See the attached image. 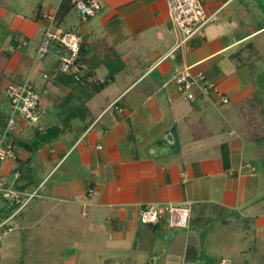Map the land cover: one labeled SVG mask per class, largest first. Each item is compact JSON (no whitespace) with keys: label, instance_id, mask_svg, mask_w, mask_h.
<instances>
[{"label":"crops","instance_id":"crops-1","mask_svg":"<svg viewBox=\"0 0 264 264\" xmlns=\"http://www.w3.org/2000/svg\"><path fill=\"white\" fill-rule=\"evenodd\" d=\"M61 1L2 0L13 34L0 43L9 46L0 49V83L18 77L6 80L3 92L7 96L10 85L21 84L18 72H23L37 91L46 94L48 103L44 105L41 98L39 122L19 121L12 140L30 143L38 132L63 125L65 114L57 93L66 97L73 86L45 78L58 73L61 48L54 47L48 60L34 62L19 51L21 41L29 44L35 41L32 38L37 39V49L46 28L42 13L56 11ZM97 1L101 10L88 22L81 23L80 13L73 8L63 20L68 26L58 27L84 37L87 59L93 55L104 59L101 52L113 47L122 71L96 95L105 93L103 105L88 106L87 121H72L73 131L38 152L16 147L15 156L1 164L3 187L21 197L35 191L39 195L19 219L21 226L34 216H50L56 209L54 203H88L108 211L109 225L131 223L125 238H132L148 204L192 203L193 208L204 210L217 206L219 213L227 215L223 238L231 253L239 254L237 262L248 264L246 256L252 254V261L260 264L264 257V105L252 76L262 69L252 73L248 65L253 66L264 52V5L259 0L246 4L243 0H202L214 19L203 35L191 39L183 51H175L178 37L166 0ZM182 66L204 73L215 83L211 98L188 103L179 95L173 78ZM108 73L109 68H99L93 81L100 75L103 81ZM222 95L228 96V104L221 103ZM9 112L8 107L4 113ZM247 144L255 146L247 148ZM224 145L230 154L228 170L222 159ZM230 171L235 175L230 176ZM6 202L0 201V210ZM63 214L69 216L65 209ZM168 219L165 212L158 225L147 227L156 233L168 226ZM182 230L186 229L176 233L179 243L173 241L177 249L172 257L156 260L157 264H178L184 248ZM188 230L194 252L202 247V230L194 224ZM196 258L197 251L191 263ZM143 259L144 264H154Z\"/></svg>","mask_w":264,"mask_h":264},{"label":"rangeland","instance_id":"rangeland-1","mask_svg":"<svg viewBox=\"0 0 264 264\" xmlns=\"http://www.w3.org/2000/svg\"><path fill=\"white\" fill-rule=\"evenodd\" d=\"M259 1L264 5V0ZM243 2L246 4L248 0H243ZM9 17L4 15L2 0H0V43L5 41L9 33L10 36L13 34L9 29L11 22ZM62 26L66 27L68 25L63 23ZM32 40L36 41L37 39L32 38ZM35 41H30L29 44L27 43L28 46H22L23 48L19 49L23 53L24 58L30 59L32 62L38 60ZM7 46L8 43L5 46L0 45V49L8 50ZM261 54V56L257 57V61L252 64L253 66H248L252 73L256 69H262L260 70L262 73L259 72L257 76L255 74L252 78L255 77L254 81L259 92L260 104L264 105V52H261ZM48 55L47 60L51 57H48ZM0 75L2 74L0 73ZM18 75L22 78V83L27 79L32 80L30 77L26 78L23 72H18ZM16 76L13 75L12 79L18 78ZM102 77L103 75H100L99 80ZM12 79L6 78L0 83V113L5 112L8 107L10 108L11 103L3 92V84L5 85L6 80L12 81ZM34 88L41 96L43 104L48 105L47 99L45 100L46 94L37 91L36 86ZM57 94L62 98L60 102L58 101V105H60L65 96L62 97L63 93L62 95L60 93ZM76 94L75 99L69 104V107L84 105L82 107L86 111L89 105H103L106 96L103 93L99 97L95 95V97L88 99L80 92ZM192 102L194 101L190 100L188 103ZM71 110L67 108L66 112H71ZM252 146L254 147L255 145H246L247 148ZM60 172L63 173V166ZM12 190L17 195V192L14 189ZM8 204L6 202L4 210H0L1 213L9 206ZM54 205L56 209L50 216L43 217L41 215L39 220L36 219L34 222L29 221L25 227L24 225L23 227L20 226L22 223H20L19 219H15L9 223L15 224L16 228L0 242V264H144L143 258H149V260H153L154 264H157L156 260L164 259L168 256L172 257L171 252L177 249L173 241L179 243V237L176 233L181 231V229L178 230V228L170 227L169 219L168 226L165 224L156 233L149 230L147 226L135 224L132 238H125V233L129 229L127 227L128 223H120L119 221V224L118 222H114L113 226L109 225V214L106 210L97 209L88 203L78 206H69L65 202L58 203V205L54 203ZM63 209L69 213L67 218L63 214ZM202 218L206 223L202 222L203 225L200 226L202 230V237L200 239L202 240L200 242L202 247L195 249L197 251L195 263H191L195 251L193 252L194 247L191 245L188 234L189 230H182L184 232V240L182 242L184 248L176 263L219 264L220 260L223 259L222 257H224L230 260L232 264L233 262L234 264H239L236 260L239 258V254L231 253L230 248L226 247L225 238H223L224 234L222 231L226 230V227H223L225 224L223 222L227 218V215L223 214L218 219L213 211H206L201 214V211L195 209L194 220H201ZM139 256H142L143 260ZM246 258L248 259V264H256L254 263L255 261H252V254L247 255ZM260 264H264V257L260 259Z\"/></svg>","mask_w":264,"mask_h":264},{"label":"built area","instance_id":"built-area-1","mask_svg":"<svg viewBox=\"0 0 264 264\" xmlns=\"http://www.w3.org/2000/svg\"><path fill=\"white\" fill-rule=\"evenodd\" d=\"M73 3L80 13L81 23L83 24L96 16L101 10V4L97 0H73ZM166 3L178 37L175 51H183L191 39L203 35L205 29L215 17V15L209 16L206 13L202 0H166ZM56 13L57 10L43 12L41 15L42 19L46 21V28L37 48V59H45L54 47H60L59 72L61 74H78L83 67L80 63L83 36L73 31L60 29L56 24ZM21 43L23 46L27 45V42L23 40ZM173 81L179 95L187 101L209 99L217 89L215 83L209 82L204 73H194L189 66H182ZM7 96L11 103V111L5 130L0 133V166L4 161L13 158L15 155V149L8 142V138L16 131L19 121H23L27 125H34L39 122L43 114L40 109L41 97L36 92L32 80L27 79L21 84L10 85L7 89ZM220 101L226 105L229 103V98L222 95ZM229 175L234 176L235 172L230 171ZM182 178L183 182L188 181L185 174H182ZM2 199L20 203L18 195L11 188L3 187L0 183V201ZM192 205V203H189L185 206L169 205L163 207L158 204H148L140 213V221L145 225L156 224L167 212L170 227L188 229ZM7 222L8 220L2 222L0 229ZM12 231L13 228L10 227L0 233V240H3ZM220 264H232V262L228 259H222Z\"/></svg>","mask_w":264,"mask_h":264},{"label":"trees","instance_id":"trees-1","mask_svg":"<svg viewBox=\"0 0 264 264\" xmlns=\"http://www.w3.org/2000/svg\"><path fill=\"white\" fill-rule=\"evenodd\" d=\"M72 2H73V0H62L61 1L60 5L57 9V13H56V24L58 26H60V24L63 23L64 18L69 14V12L71 10H73V8H75L74 3L72 4ZM23 41H25V40H23ZM21 45H22V43H21ZM111 49L113 50V47H110V48L108 47V49H106L105 52H103V51L101 52L105 56L104 59L100 58L98 55H96V56L93 55V57L87 59L88 53L85 50V40L83 37V44L81 46V52H80V63L82 64L83 67L81 68L80 72L78 74H73V73L61 74L59 72V67H58V73H55L52 76L47 75V77L45 75V78L53 77L55 80L60 81L63 84H70L73 86L72 91L64 98V100L60 104L63 111L65 112L64 113L65 114L64 119H63V125L62 126H52V127L47 128L44 131L38 132L35 140L33 142H30V143L20 141V140H16V139L12 140L11 136L13 134H11L10 137L8 138V142L13 145L14 149L16 147H21V148L23 147L26 151H28L30 153L38 152L44 146L52 145L55 141L59 140L61 138V136L63 134H65L67 131H73L74 128L72 127V121L77 120V121L85 122L88 120L89 116L87 114V111H86V109L84 110V108L82 107L84 105H73V106L69 107V104H71V102L75 99V94L77 92H79V90L81 91L80 92L81 94L85 95L88 99H90V98L94 97L95 95L101 93L103 90H105L106 87L113 80L116 79V76L122 71V69L121 68L119 69L118 66L116 65V62H115L116 54L111 52ZM59 64H58V66H59ZM101 67L109 68V73H108L107 77H105L103 79V81H101L99 79H95V81H93L94 77L97 75V70ZM84 69H87V71L85 70V72H83ZM83 89H85V91H82ZM79 100H80V98H79ZM67 108L72 109L71 112L69 111L70 113L66 112ZM40 109L42 110L41 105H40ZM10 111H11V109H10ZM9 117H10V113L8 115H6L4 112L0 113V133H2L5 130L7 123H8V120H9ZM222 159H223L225 168H227V170H228L229 166H230V164H229L230 154H229V148L225 145L222 147ZM87 192H88V195H90V193L93 192L92 185H89ZM38 196H39L38 192L35 191L33 194H29L25 197L24 196H22V197L18 196V198L20 199V203H16L14 201H9V204H8L9 206L7 207L8 209L5 208V211L2 213H1V211H3L4 209H2L0 211V213H1L0 214V224L4 221L8 220V222L0 229V233H2L3 231L7 230L10 227H12L13 231H14L16 228L15 224H13V223L9 224V223L15 219H21L22 216L25 217L26 216L25 215L26 210H28V208L29 209L31 208L29 206V204L36 201ZM2 200L4 201L6 199H2ZM6 201H8V200H6ZM23 204H25L24 207H22ZM195 209L201 211V214L205 213L208 210V209L204 210L205 207L199 208L198 206L193 208V205H192V211H191V217H190L188 229H190L192 224H195L198 227H200L201 225H203L202 222H205L203 220V218L201 220H196V221L194 220V210ZM201 209H203V210H201ZM212 210L216 214V217H218V218H220L224 214V213L223 214L219 213L217 206H214L213 208L211 207V209L208 211H212ZM4 216H6V217H4ZM202 217H204V216H202ZM32 218L34 219L36 217L34 216ZM37 218L39 219V217H37ZM33 219H30V222H34L35 219L34 220ZM160 221H161V219L156 224H148V225H145L143 223H141V224L144 226H156L160 223ZM200 222H201V224H200ZM178 229H183V228H178ZM188 229H186V230H188ZM1 241L2 240H0V242ZM219 264H220V262H219Z\"/></svg>","mask_w":264,"mask_h":264}]
</instances>
